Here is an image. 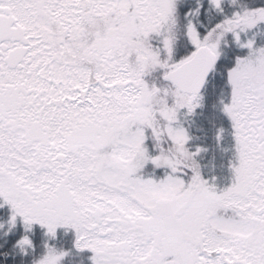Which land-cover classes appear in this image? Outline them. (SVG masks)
Here are the masks:
<instances>
[{"label": "snow or ice", "instance_id": "snow-or-ice-1", "mask_svg": "<svg viewBox=\"0 0 264 264\" xmlns=\"http://www.w3.org/2000/svg\"><path fill=\"white\" fill-rule=\"evenodd\" d=\"M0 264H264V0H0Z\"/></svg>", "mask_w": 264, "mask_h": 264}, {"label": "trees", "instance_id": "trees-1", "mask_svg": "<svg viewBox=\"0 0 264 264\" xmlns=\"http://www.w3.org/2000/svg\"><path fill=\"white\" fill-rule=\"evenodd\" d=\"M219 163V161H217ZM218 179H222L224 182L227 181V171L226 168H218L217 169Z\"/></svg>", "mask_w": 264, "mask_h": 264}]
</instances>
